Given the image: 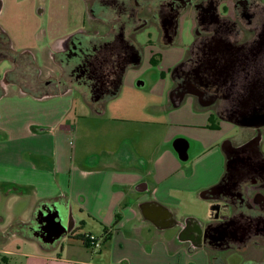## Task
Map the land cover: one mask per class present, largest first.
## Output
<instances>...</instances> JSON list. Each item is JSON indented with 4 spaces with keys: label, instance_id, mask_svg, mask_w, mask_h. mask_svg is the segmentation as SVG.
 Listing matches in <instances>:
<instances>
[{
    "label": "flooded vegetation",
    "instance_id": "af4514ba",
    "mask_svg": "<svg viewBox=\"0 0 264 264\" xmlns=\"http://www.w3.org/2000/svg\"><path fill=\"white\" fill-rule=\"evenodd\" d=\"M78 1L80 25L48 52L43 79L29 51L14 54L0 29V64L8 65L0 98L12 85L38 95L76 93L99 111L132 68L141 70L146 60L151 68L174 54L175 65L160 73L169 83L166 99L206 115L203 129L218 136L221 172L201 194L209 206L204 223H177L168 207L148 208L157 207V226L176 227L178 244L202 251L207 264H264V0ZM179 139L178 153L189 146ZM35 215L31 227L23 225L32 233Z\"/></svg>",
    "mask_w": 264,
    "mask_h": 264
},
{
    "label": "crops",
    "instance_id": "0c3cea01",
    "mask_svg": "<svg viewBox=\"0 0 264 264\" xmlns=\"http://www.w3.org/2000/svg\"><path fill=\"white\" fill-rule=\"evenodd\" d=\"M146 67H148L147 60L141 70ZM132 69L125 76L119 91L112 96L103 109L98 111L96 107L92 108L87 101L83 100L90 110L89 117L94 115L103 119L110 114V101L122 94V89L131 78L135 84L137 76L141 73L140 70ZM161 80L160 76L159 81ZM136 86L142 88L137 84ZM6 90L2 98L27 96L40 103L58 98V105L69 95L32 94L27 89L16 88L13 85L9 95L8 87ZM153 93L152 95L156 98L163 96V92L159 94L154 91ZM11 102L24 103L23 100H11ZM3 106L5 107L6 103ZM164 106L168 109L173 108L167 99ZM180 107L191 110L188 105ZM55 108L59 109V106ZM67 109L65 108L64 111L59 109L58 117L56 110L52 114L49 112L51 120H46L41 125L50 130L41 129L40 134L31 132L32 127L29 125L22 127L16 134L11 127L0 125V211H4V206H7L9 199V202L15 205L10 207L9 211L18 216L26 209L31 215L29 220L19 217L9 227L0 228L1 231L8 232L5 240L0 236V264H3L2 257L6 259V264H112L111 259L106 258V251L103 252L102 248L98 252L99 255L91 252L80 256L69 252L67 248H62L57 241L51 245L43 243L31 229L27 228L31 227L33 215L41 206L57 202L69 208L74 222L73 230L77 231L81 228L79 218L86 216L88 219L100 222L103 231L108 230L112 239L114 234L120 231L124 217L137 216L142 221L154 225L143 215V211L149 206L181 205L188 201H196L199 197L201 199L202 192L208 190L219 178L221 169L216 148L218 136L213 131L203 129L206 115L200 114L198 109L193 110L196 118L199 116L202 120L196 125L203 136L199 139V143L206 148L210 145V153H213L212 157L215 161L217 157L219 167H215L214 164L212 167L207 165L205 155H198L187 161L180 160L175 149L170 146L178 135L167 136L164 131L159 130V127L163 125V118L159 120L160 122H157L158 119L146 121L144 127L151 131L145 136L134 134V132L120 133L125 122L133 123L135 122L133 119L123 120L117 117L108 119L107 124L103 126L109 130V133L103 136L101 149L91 152L80 150L76 145L72 148L70 156L65 150L64 140L72 134L76 135L80 126L88 127L89 122L85 120L88 117L87 114L74 116L72 121L69 120L71 111L65 114ZM44 112L41 113L42 116H46ZM2 113L0 111L1 115ZM81 120L83 124H80ZM77 139L80 141L79 137ZM97 155L99 159L96 165L91 166L90 164H94L91 158ZM206 174H210L207 182H197L196 176ZM22 196L26 197L27 203L24 210L17 207L18 200ZM1 220H3L2 216H0ZM23 225L27 227L24 229ZM159 231L164 232V230ZM88 234L95 233L88 231L82 235ZM77 235L81 234L76 232L73 236ZM165 243L166 248H162V254L173 255V241L166 238ZM86 249L89 248L86 247ZM143 249L144 253L151 256L155 253L154 250ZM137 251H139L138 248ZM86 259L90 261L84 262L83 260Z\"/></svg>",
    "mask_w": 264,
    "mask_h": 264
},
{
    "label": "rangeland",
    "instance_id": "374dc122",
    "mask_svg": "<svg viewBox=\"0 0 264 264\" xmlns=\"http://www.w3.org/2000/svg\"><path fill=\"white\" fill-rule=\"evenodd\" d=\"M83 15L81 3L78 0H0V29L4 31L10 39L11 47L14 54L29 53L34 57V65L41 70L40 79L46 77L44 68V60L48 52L52 50L55 42L62 39L71 31L77 29L80 25ZM25 69L29 76H32L31 64L32 60L25 59ZM177 62V58L172 53H166L164 59L154 67H146L145 71L140 70L141 73L134 81L131 78L125 88L122 89V94L115 100L110 101V114L106 115L103 119L99 116L89 115V108L83 102V99L76 93H70L63 99V102L58 105V98L50 99L46 103L34 101L30 97L19 98L17 96H7L0 99V125L4 124L11 127L12 131L16 134L19 133L22 127L27 125L31 126V132L41 133L40 130H50L41 123L46 120H51L49 112L52 114L56 110V116L59 109L67 113L71 111L68 116L69 120L72 117H77L87 114L85 119L89 122L88 127L80 126L76 135L69 136L65 141V150L68 154L72 155V148L78 145L80 150H88L94 152L101 149L103 136L109 133L103 125L107 124L108 119L117 117L119 119H133V123L125 122L123 129L120 133L142 134L145 136L151 130L144 127V123L149 119H158L160 122L164 119L163 125L159 130L164 131L166 135H178L177 139H184L189 143L186 150V158L183 152H179V156L186 159H193L198 155H205V163L212 167H219V161L216 157L214 159L213 153H210V145L206 148L203 144L199 143L202 139V132L196 128V125L201 123L202 120L199 116L196 118L194 110L177 107L166 108V91L169 88V83L161 80L160 73L167 72V69L172 68ZM8 65L6 63L0 64V74L6 70ZM144 82L142 88L137 87L136 83ZM7 91V90H6ZM11 92V86L8 87V95ZM163 92V96L157 98L152 94ZM11 100L21 101L24 103H12ZM6 103V106L2 107ZM45 104V105H44ZM75 106H74V105ZM55 106H59L56 109ZM75 107V110H74ZM72 108V109H71ZM46 111V112H44ZM46 113L42 116L41 113ZM61 115V113L59 114ZM64 116V112H63ZM58 117V116H57ZM137 120V121H136ZM80 124H83L82 120ZM143 124V126H142ZM148 126V125H145ZM1 133V132H0ZM75 134V133H74ZM180 136V137H179ZM80 138V141L77 138ZM32 145V143H31ZM174 142L170 144L174 148ZM95 166L99 156L91 158ZM210 174L197 177V182L204 183L209 180ZM200 196V193L198 194ZM4 206V211H0V216L3 220L0 221V228H6L14 223L19 217L23 220H29L31 215L24 208L27 207L26 197L18 200V209L23 208L20 215H15L9 211L10 207L15 205L9 202V199ZM3 205H5L3 203ZM6 207V208H5ZM169 210L175 213V220L177 223H182L186 219L193 218L196 222L204 223L207 221L209 206H207L203 199L199 197L196 201H188L184 204H170L166 206ZM80 227L77 230L81 235L88 231L99 239H103V227L100 222L88 219L86 216L79 218ZM10 229V228H9ZM159 230H164L159 231ZM3 231V230H2ZM0 230V232H2ZM178 229L176 227L160 229L148 222L142 221L140 217L130 216L123 218V224L118 234L106 242L102 240V251H106V258L111 259L112 264H206V256L202 251L194 253L187 252L186 248L178 244L177 235ZM98 235V236H97ZM70 234L65 233V228L57 235L52 237L51 241H57L59 246L67 248L74 254L84 256L85 253H91L86 249L80 240L71 239ZM173 241L170 247L174 248L173 255L167 253L164 256L162 248H166L165 239ZM51 243L50 240L46 242ZM137 248L139 251H137ZM143 248H148L150 251L154 250V255L144 253ZM183 248V249H182ZM93 253V252H92ZM99 255L98 252L93 253ZM89 262L90 260H83ZM229 264H235L233 259L228 260Z\"/></svg>",
    "mask_w": 264,
    "mask_h": 264
},
{
    "label": "water",
    "instance_id": "95a60500",
    "mask_svg": "<svg viewBox=\"0 0 264 264\" xmlns=\"http://www.w3.org/2000/svg\"><path fill=\"white\" fill-rule=\"evenodd\" d=\"M180 103L181 102H178L173 107H179ZM175 150L178 151L176 148ZM183 153L185 154L186 158V149L183 150ZM177 155L180 160L186 161V159L179 156L178 152ZM46 205L41 206L36 212L35 217L38 227L36 232L34 233L35 236L45 244H47L46 242L49 240L51 243H54L53 241H51L52 237L57 235L64 228L65 233L70 234L74 227L73 218L67 206L59 204L57 202H52ZM152 208L144 210L143 215L154 225H158L157 220L159 219V216L157 212H155V208L157 207Z\"/></svg>",
    "mask_w": 264,
    "mask_h": 264
},
{
    "label": "built area",
    "instance_id": "2783aa9c",
    "mask_svg": "<svg viewBox=\"0 0 264 264\" xmlns=\"http://www.w3.org/2000/svg\"><path fill=\"white\" fill-rule=\"evenodd\" d=\"M85 240L87 243V248H89L93 253L99 252L102 247V239L97 238L92 234L85 235Z\"/></svg>",
    "mask_w": 264,
    "mask_h": 264
},
{
    "label": "trees",
    "instance_id": "16d2710c",
    "mask_svg": "<svg viewBox=\"0 0 264 264\" xmlns=\"http://www.w3.org/2000/svg\"><path fill=\"white\" fill-rule=\"evenodd\" d=\"M117 223V222H116ZM115 223V224H116ZM77 231L76 230H72L71 233H70V238L71 239H76V240H80L82 242V244L87 247V243H86V240H85V235H77V236H73ZM103 242H106L108 241L109 239H111V234L108 230L104 229L103 231ZM1 263L3 264H6V259L4 257L1 258Z\"/></svg>",
    "mask_w": 264,
    "mask_h": 264
}]
</instances>
